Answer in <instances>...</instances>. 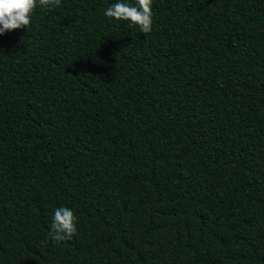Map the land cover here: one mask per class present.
Listing matches in <instances>:
<instances>
[{"label":"trees","instance_id":"16d2710c","mask_svg":"<svg viewBox=\"0 0 264 264\" xmlns=\"http://www.w3.org/2000/svg\"><path fill=\"white\" fill-rule=\"evenodd\" d=\"M115 2L0 36V264H264V0Z\"/></svg>","mask_w":264,"mask_h":264},{"label":"clouds","instance_id":"9594fccd","mask_svg":"<svg viewBox=\"0 0 264 264\" xmlns=\"http://www.w3.org/2000/svg\"><path fill=\"white\" fill-rule=\"evenodd\" d=\"M152 2L153 0H135L133 5L117 0L105 9L104 15L127 21L131 26H138L141 33L148 34L152 31ZM37 5L52 11L61 5V0H0V36L13 30L27 29ZM76 220L71 209H55L48 236L54 242L71 240L77 231Z\"/></svg>","mask_w":264,"mask_h":264}]
</instances>
